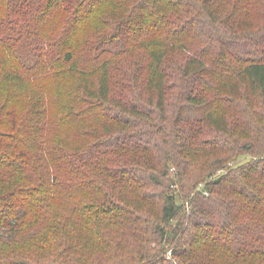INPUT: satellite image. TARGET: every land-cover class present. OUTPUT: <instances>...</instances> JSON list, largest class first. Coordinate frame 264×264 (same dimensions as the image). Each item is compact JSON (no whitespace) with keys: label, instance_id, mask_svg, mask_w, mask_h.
Instances as JSON below:
<instances>
[{"label":"trees","instance_id":"trees-1","mask_svg":"<svg viewBox=\"0 0 264 264\" xmlns=\"http://www.w3.org/2000/svg\"><path fill=\"white\" fill-rule=\"evenodd\" d=\"M258 8L0 0V264H264Z\"/></svg>","mask_w":264,"mask_h":264},{"label":"rangeland","instance_id":"rangeland-1","mask_svg":"<svg viewBox=\"0 0 264 264\" xmlns=\"http://www.w3.org/2000/svg\"><path fill=\"white\" fill-rule=\"evenodd\" d=\"M261 8H258L257 10L254 11V14L257 16V19L260 23H263L264 24V17L263 15H259V13H261ZM164 245V248L161 247V246H158V244H153L151 249H152V253H156L154 251H161V249L164 251L166 249H169L170 251H172L170 248H169V245H165V243H163ZM167 250V252L163 255V258H162V261L164 259V264H177V260L175 259L174 255L171 254V252ZM158 260V258H157Z\"/></svg>","mask_w":264,"mask_h":264}]
</instances>
